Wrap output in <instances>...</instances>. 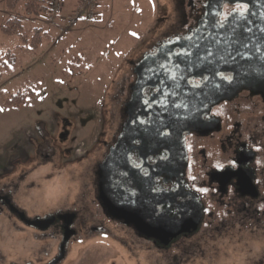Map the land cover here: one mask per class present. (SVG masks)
I'll return each mask as SVG.
<instances>
[{
	"label": "flooded vegetation",
	"instance_id": "1",
	"mask_svg": "<svg viewBox=\"0 0 264 264\" xmlns=\"http://www.w3.org/2000/svg\"><path fill=\"white\" fill-rule=\"evenodd\" d=\"M169 1L177 18L124 59L111 130L78 158L89 199L27 201L41 166L75 160L66 120L36 124L27 163L0 170V264H137L138 248L164 264H191L189 248H247L250 264L249 248H264V88L235 90L228 54L186 52L248 6L220 0L208 21L213 0Z\"/></svg>",
	"mask_w": 264,
	"mask_h": 264
},
{
	"label": "rangeland",
	"instance_id": "2",
	"mask_svg": "<svg viewBox=\"0 0 264 264\" xmlns=\"http://www.w3.org/2000/svg\"><path fill=\"white\" fill-rule=\"evenodd\" d=\"M7 12L1 1L0 25L8 19ZM96 13L93 21H80L68 31L62 22L64 15L48 19L47 13L34 20L14 12L23 19L20 37L0 31V170L16 160L27 163L25 153L36 135V124L44 123L50 129L66 120L69 139L64 146L74 143L76 150L73 162L59 167L55 158L54 165L37 170L31 177L37 188L29 190L31 199L27 201L49 200L51 196L61 202L89 199L90 187L85 183L89 164L78 158L89 149L92 157L97 148L91 146L98 144L99 134L111 130L112 96L118 78L127 72L124 59L160 38L167 23L177 18L169 0H98ZM33 37L40 40L35 49L29 44ZM11 54L14 64L9 63ZM17 93L24 96V102L6 105L5 101ZM74 244L75 248H85L88 242ZM138 249L137 264H164L153 252ZM246 251L189 248L185 258L188 256L191 264H241ZM249 260L250 264H264V248H249ZM123 264L128 263L125 260Z\"/></svg>",
	"mask_w": 264,
	"mask_h": 264
},
{
	"label": "water",
	"instance_id": "3",
	"mask_svg": "<svg viewBox=\"0 0 264 264\" xmlns=\"http://www.w3.org/2000/svg\"><path fill=\"white\" fill-rule=\"evenodd\" d=\"M232 3H243L248 9L242 13H232L228 16L222 29L228 33L218 35L211 33H195L187 41L188 53H224L228 54L236 63L228 70L234 73V82L237 89L264 88V0H228ZM220 0H213L210 6V17L213 21L214 9L219 7ZM209 30H211L209 28ZM216 37L217 40H213ZM219 39V40H218ZM205 60V59H204ZM249 61L252 65L243 64ZM113 154L112 156H114Z\"/></svg>",
	"mask_w": 264,
	"mask_h": 264
},
{
	"label": "trees",
	"instance_id": "4",
	"mask_svg": "<svg viewBox=\"0 0 264 264\" xmlns=\"http://www.w3.org/2000/svg\"><path fill=\"white\" fill-rule=\"evenodd\" d=\"M3 1L5 4V7L7 10L11 12L18 13L22 16H25L27 18H33V17H41L45 16L48 13V7L46 5L45 0H0ZM23 19L20 17H10L8 18L1 26L0 31L7 35H15L17 37H20L21 30L23 29ZM36 31L35 33H37ZM34 33V37H35ZM38 34V33H37ZM32 38L30 44V47L32 49H35L39 44L40 40ZM23 41H25L24 36L21 37ZM11 59L9 63L14 64L15 57L11 54ZM24 96L20 93H17L15 96H13L11 99H7L5 101L6 105H13L17 106L20 105L22 102H24Z\"/></svg>",
	"mask_w": 264,
	"mask_h": 264
},
{
	"label": "built area",
	"instance_id": "5",
	"mask_svg": "<svg viewBox=\"0 0 264 264\" xmlns=\"http://www.w3.org/2000/svg\"><path fill=\"white\" fill-rule=\"evenodd\" d=\"M79 6L70 14L63 17L67 29L80 21H92L96 16L98 0H78ZM49 18L60 16L64 9V0H47Z\"/></svg>",
	"mask_w": 264,
	"mask_h": 264
},
{
	"label": "crops",
	"instance_id": "6",
	"mask_svg": "<svg viewBox=\"0 0 264 264\" xmlns=\"http://www.w3.org/2000/svg\"><path fill=\"white\" fill-rule=\"evenodd\" d=\"M46 1V0H45ZM1 3V1H0ZM79 6L78 1L77 0H65V8H64V13L65 14H69L71 13L75 8H77ZM8 12V18L15 16L14 12H11L9 10H7ZM13 14V15H12ZM24 17V16H23ZM34 20H36V17H33ZM1 26V25H0Z\"/></svg>",
	"mask_w": 264,
	"mask_h": 264
}]
</instances>
